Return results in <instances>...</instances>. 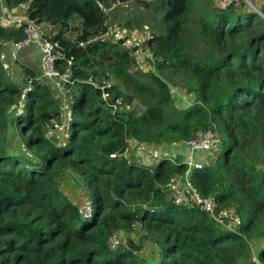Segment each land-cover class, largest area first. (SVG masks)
<instances>
[{
  "label": "trees",
  "instance_id": "trees-1",
  "mask_svg": "<svg viewBox=\"0 0 264 264\" xmlns=\"http://www.w3.org/2000/svg\"><path fill=\"white\" fill-rule=\"evenodd\" d=\"M132 1L148 21H118L116 9ZM0 4L25 9L14 25L0 15V264H264L261 15L214 0ZM31 23L40 39L31 46H55L69 79L61 90L39 78L42 65L18 77L5 60ZM113 27L148 30L152 69ZM208 131L221 145L191 181L215 201L213 216L174 204L169 189L189 171L180 155L155 165L128 156L132 144L187 147Z\"/></svg>",
  "mask_w": 264,
  "mask_h": 264
},
{
  "label": "built area",
  "instance_id": "built-area-1",
  "mask_svg": "<svg viewBox=\"0 0 264 264\" xmlns=\"http://www.w3.org/2000/svg\"><path fill=\"white\" fill-rule=\"evenodd\" d=\"M259 0H255V3L252 0H215L216 7L220 10H226L232 5L242 6L245 5L251 10H254L256 13L262 15L261 11L256 8ZM27 39L15 46L16 50H23V48L30 47L31 45H38L40 43L39 33L37 27L34 23H31L26 30ZM112 34V31H111ZM40 46V45H39ZM42 57V74L39 78L46 79L52 83V87L55 91L62 89V83L67 82L69 79L63 77L56 70V54L55 46L46 42L43 47H41ZM32 83V80H29V84ZM60 92V91H59ZM63 93L64 92H60ZM25 95L22 97L24 99ZM104 97L107 99L108 95L105 94ZM122 104L121 100L115 102V107H119ZM221 145V138L214 132L208 131L203 134L201 137L196 140L190 141L187 143V147L193 153H210L212 149L218 148ZM205 160L196 162L189 161V171L185 176H180L177 178L175 184L169 189L173 202L177 206H196L200 210L214 215L216 210L215 201L212 198L202 197L194 188V185L191 181V172L194 169H203L205 165ZM93 213V203L90 200H87L84 205V216L89 217ZM218 221H221V218H217ZM231 227V226H230ZM121 240L118 236H114L111 239V245L113 248H116L120 245Z\"/></svg>",
  "mask_w": 264,
  "mask_h": 264
},
{
  "label": "rangeland",
  "instance_id": "rangeland-1",
  "mask_svg": "<svg viewBox=\"0 0 264 264\" xmlns=\"http://www.w3.org/2000/svg\"><path fill=\"white\" fill-rule=\"evenodd\" d=\"M252 1L255 3V0H252ZM256 8L259 9L261 11L262 15L264 16V14H263L264 0H259ZM249 10H251V9L249 8ZM116 11L115 12L117 13L118 21H124V20L126 21L128 19H135V17L137 15H142L143 17H145L146 21H148V17L146 16L145 9L142 8V6L137 4V2H135V1L128 3V6H124L121 9H118V10L116 9ZM251 11L255 12L254 10H251ZM0 15L2 17L1 21L4 24L14 25L16 22L24 19L25 9L23 8V9H19L17 11H14V12H11V11L9 12V11H7V9H5L3 4L2 5L0 4ZM114 17H115V15H114ZM114 17H113V19H114ZM145 27L148 28V26H145ZM144 28L140 29L143 32H140V30H133V32L129 33V32H126L125 30H122L119 27H113L111 29V31H112L111 35L117 36V37L129 36L128 37V39L130 41L129 46L139 44L141 46V52L139 53L138 60L141 62V66L143 67V69L148 71V70L152 69L153 65H152V61H151L152 55L150 54V52L147 49H145V46L143 44L146 41V39L148 38V36H147L148 30L144 29ZM128 30H130V29H128ZM115 34H117V35H115ZM27 48H25V49H27ZM23 50H24V48H23ZM23 50H21V51L20 50H16V51L13 50L12 51L13 55H15L14 59L18 58L20 55L19 53H21ZM39 56H40V58H35L34 61H39L40 65H41L42 57H43V55L41 54V51H40ZM5 60L8 63V65L10 66V61H11L10 60V52L7 54ZM21 63H23V60L21 61ZM21 63H19L20 65L17 66V69H20V72H21V74H19L20 72L18 73V77H22V74H23V71L21 70L20 67L25 66V64H21ZM33 67H35L37 69V64H35ZM182 94H183V95H181L182 99L183 98L184 99L183 100L180 99V101L185 102V99L188 101V97L186 96V93H182ZM178 102H179V100H178ZM134 108L137 111H141V106H140V104H138V102L136 103V106L134 105ZM10 138L14 142V144H16V147H19V140L16 139L17 137H14L13 135H11ZM131 147L132 148L130 149V153L128 154V156L133 155L137 160L140 159V161H142L143 163H145L147 165H151V164L155 165L156 164V160L154 161L152 158H156L158 156V152L155 153L150 148L148 149V147H152V146H150V145H139V144L133 145L132 144ZM217 151H218V149L216 148V149H212V151L209 154L198 152V153H196V158L199 159L201 156L205 155V156H207L208 159H210V158L212 159L216 155ZM177 157H179V155H175V153H174V156H172L171 158L176 159ZM84 195H85L84 192L79 193L77 195V201L79 200L80 203L84 202V200H85L83 198V197H85ZM85 202H84V205H85ZM121 236L122 235H120V237ZM120 237L118 236L119 240H121Z\"/></svg>",
  "mask_w": 264,
  "mask_h": 264
},
{
  "label": "crops",
  "instance_id": "crops-1",
  "mask_svg": "<svg viewBox=\"0 0 264 264\" xmlns=\"http://www.w3.org/2000/svg\"><path fill=\"white\" fill-rule=\"evenodd\" d=\"M19 57L14 59L13 52L10 53V66H11V72L14 73V71L16 70V67L18 65H20L19 63H21V61L23 60V63L21 64H25V66L28 67H33L35 64H37V69L38 72L41 68L40 62L39 61H34L35 58H40L39 54V48L36 46H31L27 49H24L21 53H19ZM21 60V61H20ZM153 150L155 153L158 152V156L156 158H152L154 161L156 160V162L162 158V157H167L169 155V157L174 156L175 155H180V157H182V161L183 162H189V161H202L205 160L207 161V156H201L199 159L196 158V153H193L188 147L185 146H179V147H167V146H152V147H148V149ZM173 148V149H172ZM155 164V163H154Z\"/></svg>",
  "mask_w": 264,
  "mask_h": 264
},
{
  "label": "clouds",
  "instance_id": "clouds-1",
  "mask_svg": "<svg viewBox=\"0 0 264 264\" xmlns=\"http://www.w3.org/2000/svg\"><path fill=\"white\" fill-rule=\"evenodd\" d=\"M258 14V13H257ZM260 15V14H259ZM262 16V15H261ZM263 17V16H262ZM41 51V50H40Z\"/></svg>",
  "mask_w": 264,
  "mask_h": 264
},
{
  "label": "water",
  "instance_id": "water-1",
  "mask_svg": "<svg viewBox=\"0 0 264 264\" xmlns=\"http://www.w3.org/2000/svg\"><path fill=\"white\" fill-rule=\"evenodd\" d=\"M263 16V15H262ZM264 17V16H263Z\"/></svg>",
  "mask_w": 264,
  "mask_h": 264
}]
</instances>
